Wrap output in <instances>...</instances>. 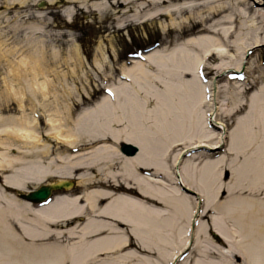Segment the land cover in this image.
Instances as JSON below:
<instances>
[{
  "label": "bare ground",
  "instance_id": "bare-ground-1",
  "mask_svg": "<svg viewBox=\"0 0 264 264\" xmlns=\"http://www.w3.org/2000/svg\"><path fill=\"white\" fill-rule=\"evenodd\" d=\"M71 1H82L90 12L105 9L102 15L127 25L169 17L177 28L167 32L181 39L122 65L118 83L106 85L114 95L94 102L74 84L84 65L79 47L65 57L61 49L50 55L40 37L28 38L25 50L0 42V61L8 65L3 94L22 110L0 115V264H171L184 247L192 251L180 264H219L205 246L213 240L200 237L208 231L230 245L229 251L216 249L222 256L264 264V69L261 86L255 80L228 88L208 79L213 70H240L237 53L264 44V11L239 2L252 11L246 17L245 8L239 10L247 18L245 31L229 15L232 0ZM99 50L94 64L111 67L106 47ZM62 60L67 70L58 69ZM233 93L245 105L225 109V96ZM202 112L210 115L204 125ZM222 114L237 117L229 142ZM124 143L139 151L124 153ZM225 145L218 157L207 151ZM196 148L206 150L185 158ZM61 180L77 191L57 194L46 205L27 198Z\"/></svg>",
  "mask_w": 264,
  "mask_h": 264
},
{
  "label": "rangeland",
  "instance_id": "rangeland-1",
  "mask_svg": "<svg viewBox=\"0 0 264 264\" xmlns=\"http://www.w3.org/2000/svg\"><path fill=\"white\" fill-rule=\"evenodd\" d=\"M43 1L44 0H29L25 5H19L18 3L12 4L11 0H0V31L4 32L1 33L2 37H0V42H5V40H7L6 44L8 49L25 50V48L27 49V47L30 46L28 44V38H35L38 40L40 37L45 41L50 55L53 49H61L65 57L68 56L69 51H72L74 47H79L82 52L84 65L77 72V76L79 74L81 78L76 80V83L74 84L77 85V90L81 93L89 91L90 94H92L91 100L93 102L104 95L103 87L110 85L113 81H115V84L118 83L122 65H133L130 62L131 57L128 56L130 53L134 52L137 48H148L152 43L160 44L158 46L159 48H171L175 45L178 39H181L176 31L171 33L167 32L169 28L172 30H176L177 28L176 25H171L169 17L156 20L150 19L144 22L141 21V19H138V21H133L127 25L122 21L121 23H117L114 17L109 13L102 15L105 13V9L102 12L97 10L90 12V7H86L82 1L76 2L65 0V2H62L60 0H55L49 3L48 0H45L49 5H47V7H41L40 2ZM242 1L249 5L252 4L264 11V8H261L264 7V0H238L236 3H234L235 0H232L234 8L229 10V15L236 16L237 23H235V28L238 30L239 26L243 25V28L247 31V28L242 24V21H247L246 17L252 16V11L249 13L246 9V5L244 7L243 4L239 3ZM91 3L92 1L87 2V4ZM4 6H7L8 10L4 11ZM244 8L245 12H247L245 14L246 17L243 19V17L241 18L238 15L239 10ZM69 9L72 10L71 17L68 15ZM165 25L167 26L164 27ZM189 25L190 24H188L187 27H189ZM260 25H262V22H260ZM195 29L198 30L199 28L196 27ZM239 31H236V34H239ZM261 36H264V34ZM99 46L106 47L107 55H110L109 61L112 63L111 67L106 64L103 69H100L94 64V59L96 57H101ZM231 51L234 52V50ZM241 53H237V56L239 57L238 62L241 63L240 70L243 71L244 69L242 75H246L245 80H231L229 78V73H223V71L217 72L214 70L213 73L209 75L210 80L217 78V80H219V85H226L228 88L232 87L236 81L241 83L244 88L252 85L255 80L256 85L261 86L262 78L260 71L264 69V44H260L259 46L249 45L244 51H241ZM47 56L48 62L51 64L50 67L55 68L56 64H54L53 59L49 57L48 53ZM14 57L15 56L11 55L9 56V59L13 60ZM225 63L229 62L226 61ZM67 68L68 65L62 60L58 69L67 70ZM7 73L8 65L5 60H2L0 61V115H19L22 113V110L16 99L8 98L3 94L4 89L2 79L8 75ZM69 82L73 84L72 78L69 79ZM171 82H174V79L171 80ZM14 84L16 85V83ZM153 87L154 89L157 88L155 83ZM256 90L257 88L255 91ZM27 95L29 98H32L30 93ZM248 95L249 94H245L244 97L246 98ZM219 96H223V93H220ZM229 96L230 94L225 96V109H236L238 106L245 105L246 100L239 102V97H236L237 95L235 93L232 94L233 98H230ZM29 98L24 99L27 104L28 112H30L29 108L31 105ZM236 102L237 106H234ZM203 108L205 111L208 109L206 106ZM202 115L203 119L201 118V122L204 125L206 117L203 112ZM243 115H245V111L239 116ZM220 118L228 126V133L226 134L225 142H229L228 136L234 127L232 126V122L237 117H225L222 114ZM213 127L216 132L221 131L219 128L215 126ZM204 149L205 148H196L193 152L190 151L186 153L185 158H188L193 153L198 154ZM225 149L226 145L217 149H207V151H210L214 156L218 157L220 153L223 151L225 152ZM4 150V148H0V151ZM233 157L234 156H230L229 161ZM202 160L204 159H199L201 162ZM224 176L225 175L223 174V177ZM229 176L230 175L227 173V176H225L226 181L229 180ZM76 189L77 188L73 191L76 192ZM191 193L194 194L193 191H191ZM206 222L208 223V219H206ZM211 233L208 231V233H203L200 237L202 241L213 240L214 243H212V246H208L204 243L207 248H210V250L213 251L211 253L215 258H213V260L211 258L212 261L219 262V264H244L242 256L237 255L235 257H230L228 256L229 252L225 254L227 256H222L217 252V248L219 250L220 248H223L220 250L223 252L224 249L229 251L231 247L222 239L215 238ZM183 250L185 251L186 249L183 248ZM177 264H180V262Z\"/></svg>",
  "mask_w": 264,
  "mask_h": 264
},
{
  "label": "water",
  "instance_id": "water-1",
  "mask_svg": "<svg viewBox=\"0 0 264 264\" xmlns=\"http://www.w3.org/2000/svg\"><path fill=\"white\" fill-rule=\"evenodd\" d=\"M122 149L126 154H130V155H134L138 152V148L136 146L127 145V144H124ZM71 185L72 183L68 181H62L52 186H43L38 191L31 192L27 196V198L33 202L43 201L46 198H48L53 188L57 189V188H62V187H69Z\"/></svg>",
  "mask_w": 264,
  "mask_h": 264
},
{
  "label": "snow or ice",
  "instance_id": "snow-or-ice-1",
  "mask_svg": "<svg viewBox=\"0 0 264 264\" xmlns=\"http://www.w3.org/2000/svg\"><path fill=\"white\" fill-rule=\"evenodd\" d=\"M110 94L114 95V93H111V90H109Z\"/></svg>",
  "mask_w": 264,
  "mask_h": 264
}]
</instances>
